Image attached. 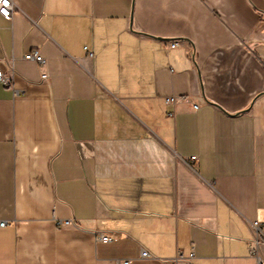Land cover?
Here are the masks:
<instances>
[{
	"label": "crops",
	"instance_id": "0c3cea01",
	"mask_svg": "<svg viewBox=\"0 0 264 264\" xmlns=\"http://www.w3.org/2000/svg\"><path fill=\"white\" fill-rule=\"evenodd\" d=\"M12 2L0 264L264 260V0Z\"/></svg>",
	"mask_w": 264,
	"mask_h": 264
},
{
	"label": "built area",
	"instance_id": "2783aa9c",
	"mask_svg": "<svg viewBox=\"0 0 264 264\" xmlns=\"http://www.w3.org/2000/svg\"><path fill=\"white\" fill-rule=\"evenodd\" d=\"M14 3L12 0H7V3L2 2L0 0V14L5 17L10 19L12 17L13 11H14ZM27 61H34L36 62L40 69H41V80L46 81L48 79V74L45 72L44 68L46 66V60L44 57L40 54V50L38 48L32 49L30 52L26 53L23 57ZM0 80L7 86L12 85V81L9 77L3 74L2 71H0ZM60 226H68V225H73V221L71 220H63L58 223ZM6 225L5 222H1L0 226L4 227ZM251 228L255 232L256 235H258L259 232L262 231V224L258 221H254L251 223ZM115 240L114 237L111 235H100L99 241L103 243H111ZM253 254L257 258L258 264H264V260L260 257V255L256 252V247L253 249ZM150 254L146 250H142L141 252V257L142 258H147L149 257ZM192 256V255H191ZM130 260L128 259H120L117 260L116 264H130Z\"/></svg>",
	"mask_w": 264,
	"mask_h": 264
},
{
	"label": "snow or ice",
	"instance_id": "6c2138e0",
	"mask_svg": "<svg viewBox=\"0 0 264 264\" xmlns=\"http://www.w3.org/2000/svg\"><path fill=\"white\" fill-rule=\"evenodd\" d=\"M2 2L7 3V0H2Z\"/></svg>",
	"mask_w": 264,
	"mask_h": 264
}]
</instances>
